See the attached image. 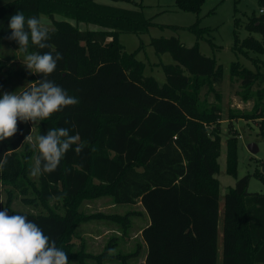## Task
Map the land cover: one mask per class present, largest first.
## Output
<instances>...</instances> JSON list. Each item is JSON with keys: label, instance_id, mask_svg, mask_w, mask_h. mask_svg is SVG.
<instances>
[{"label": "trees", "instance_id": "1", "mask_svg": "<svg viewBox=\"0 0 264 264\" xmlns=\"http://www.w3.org/2000/svg\"><path fill=\"white\" fill-rule=\"evenodd\" d=\"M203 1L174 0V6L197 13ZM258 2L264 5V0ZM136 5L129 8L97 0H0L1 52L2 41L11 35L12 15L20 12L26 19L47 16L52 47L39 49L29 40L28 53L60 52L63 59L47 79L79 100L44 121H18L16 135L0 142V162L6 161L0 168V210L26 215L37 223L67 253L70 264H88V259L94 264L105 260L128 264L127 258L140 254V244L132 253H113L110 243L93 254L77 248L72 238L78 225L90 221L113 223L125 234L130 217L142 211L148 221L140 233L144 264H264V192L247 188L251 176L264 184V163L227 189L220 215L216 173L221 108L203 103L200 91L206 88L218 96L222 64L201 53L196 43L186 46L173 35L153 37L149 44L155 54L169 53L173 61L160 63L166 80L159 84L143 73L145 64L136 58L139 49L127 52L118 41L120 32L138 34L157 25L187 28L215 46L203 36L208 29L198 26V17L184 27L155 24L144 16L142 4ZM55 13L99 27L81 29L64 18L56 19ZM234 23L236 28L237 21ZM244 27L248 35L242 39L233 29L232 50L244 55L249 50L264 52V13H252ZM13 43L18 52L0 57V97L13 81L17 88L12 93L19 94L43 79L26 69V53ZM250 58L256 71L238 61L229 65L231 75L241 82L244 98L251 96L253 84L264 85V72L259 71L264 60ZM239 116L257 121L258 132L264 135L263 102H257L253 112ZM59 127L68 128L70 135L79 134L86 147L77 155L76 145L71 146L55 172L32 177L38 150L25 137L33 129L36 138ZM233 136L226 140L225 153V171L231 175L237 165V139ZM100 197H109L113 204L137 203L142 210L124 214L82 210L83 201ZM17 199L28 208L15 209ZM115 239L111 237L109 242Z\"/></svg>", "mask_w": 264, "mask_h": 264}, {"label": "rangeland", "instance_id": "2", "mask_svg": "<svg viewBox=\"0 0 264 264\" xmlns=\"http://www.w3.org/2000/svg\"><path fill=\"white\" fill-rule=\"evenodd\" d=\"M97 1L129 8H133L135 6L137 7L136 4L141 3L144 16L151 17L153 23L155 24H170L184 27L193 24L198 17V26L208 29L203 33V36L205 38H209L215 46L210 45V43L204 38H197L195 33L187 28H160L157 25H151L147 31L138 34L120 32L118 34V41L124 45L127 52L134 51L137 48L139 49L136 53V58L145 64L143 73L145 75L153 76L159 84L164 83L166 80L161 64L173 61L169 53H163L160 55L155 54L153 46L149 44L150 39L153 37H168L173 35L178 37L179 40L186 46H191L196 43L201 53L207 56H214L218 63L222 64L221 81L220 84L216 86L219 93L218 96L213 94V92H208L206 88H202L200 91V99L203 103L218 104L221 108V120L219 122L221 138L220 154L217 158L219 171L216 173V177L219 182V205L221 215L222 199L227 189L234 185L237 178L247 173H252L256 167H262V163H264V135L259 134L257 121L252 120V118L239 116L240 113L253 112L257 102L261 101L264 103V93L258 94L261 89L264 90V85L258 86L253 84L250 87V91L252 93L251 96L244 98V89L241 82L237 76L231 75L229 68L231 62L238 61L242 66L256 71V67L250 57L258 60H264V52L259 53L249 50L247 51V55H244L242 53H235L231 48L234 39V22L237 21L235 29L238 37L242 39L248 35V32L244 27L248 21V17L252 13L258 14L259 8L264 7V5L260 6L258 0H204L200 6V10L195 13L176 9L174 6V0H132L133 2H128L126 0ZM54 16L56 19L64 18L63 15L58 13H55ZM39 19L46 22L47 25L51 24L50 20L45 15H41ZM64 19L76 24L81 29H97L99 27L98 25L90 22H75L67 17ZM254 36L258 37V35ZM1 49L2 52L0 50V57H2L1 54L8 56L11 55L13 51L18 52V48L14 45L13 41L10 40L2 41ZM259 68V71L264 72V67L260 66ZM16 88L17 82L13 81L3 88L2 95L5 92L11 94L14 90H16ZM231 134L234 135L233 138L237 139V165L235 175L228 174L225 171L226 140L232 137ZM31 137L32 140H28L29 145H33L34 143V129ZM250 142L256 143L258 147L257 152L251 153L248 150L247 145ZM33 166L34 163H32V167ZM247 188L249 191L264 192V184L254 176L250 177ZM103 198L105 197L90 201H83L81 206L82 210L86 212L103 211L108 213L114 212L124 214L133 210V208L136 210L140 209L139 204H135L134 206L131 204H116L115 206H109L105 201H103ZM13 207L20 210L28 208L18 199L13 202ZM132 219L133 227L132 229L129 228L131 232H136L137 229L139 230L145 225V219L141 216H136ZM99 223L93 221L88 224V222H86L77 227L78 235H83V233H100L104 231L105 228H107V230L111 229L102 238L96 240V244L98 245H94L92 249L94 252H99L101 244L104 243L105 245L110 237L115 236L118 238L117 235H119L116 231H112L113 228L114 230L117 229L115 224H110L108 222ZM85 237V241H87L88 238L90 239V236L86 234ZM136 240H139L138 236L132 237V239L128 240L125 245L128 246L127 248H130L131 243H134ZM138 261L132 264H139ZM88 264H91V262L88 261Z\"/></svg>", "mask_w": 264, "mask_h": 264}, {"label": "clouds", "instance_id": "3", "mask_svg": "<svg viewBox=\"0 0 264 264\" xmlns=\"http://www.w3.org/2000/svg\"><path fill=\"white\" fill-rule=\"evenodd\" d=\"M8 28L11 35L6 38L15 41L19 50L26 53L23 65L30 73L41 74L38 84L17 94L5 92L0 97V142L12 138L18 132V121L37 122L50 118L67 106L79 103L65 89L47 79L63 59L60 52L43 54L28 53L29 40L39 49L51 48L50 28L37 17L25 18L16 12L10 18ZM25 139L31 141L32 137ZM76 145L79 155L86 144L80 142L79 134L70 135L68 128L49 129L46 134L35 138L33 147L38 150L30 175L38 177L57 170L62 158ZM6 161L0 162V168ZM0 264H70L67 253L56 246L44 230L26 215H9L8 210H0Z\"/></svg>", "mask_w": 264, "mask_h": 264}, {"label": "crops", "instance_id": "4", "mask_svg": "<svg viewBox=\"0 0 264 264\" xmlns=\"http://www.w3.org/2000/svg\"><path fill=\"white\" fill-rule=\"evenodd\" d=\"M101 198V197H100ZM100 200V199H99ZM103 201H105L106 202V204L107 205H109V206H115L116 204H113L112 203V201H111V199L109 198V197H105V198H103ZM137 204V203H136ZM135 205V204H134ZM134 205H132V206H134ZM133 210H136L135 208H133ZM137 210H142V208L140 207V209H137ZM112 213V212H111ZM136 216H141V217H143V219H145V224L148 222L147 221V218H146V216H145V214L143 213V211H142V213H141V215L139 214V215H132L131 217H130V223L131 224H129L130 225V227L129 228H131L132 229V227H133V223H132V218H134V217H136ZM91 222H93V221H90V222H88V224L89 223H91ZM95 222H100V223H102V222H106V221H95ZM99 223V224H100ZM79 226V225H78ZM77 226V227H78ZM143 227V226H142ZM142 227L138 230H136V232H131V230H129V228H128V230H127V232L125 233V234H122L121 235V233L120 232H118L117 230H114V228L112 229V231H116L119 235H117V237L118 238H116L115 236H113V237H115L116 239L115 240H113L112 242H109V239L111 238H109L108 240H107V243L104 245V243L103 244H101V249L99 250V252L98 251H93L92 249H93V247H94V245H98V244H96V240H98L99 238H102L105 234H107L110 230H107V228H105V230L104 231H102V232H96V233H94V234H91V233H83V235H78V233H77V229H76V234H75V236L72 238V241H73V243L75 244V246L77 247V248H83L86 252H89V253H93V254H97V253H100V252H102L103 250H104V248L108 245V244H112V252L114 253L115 251L116 252H121V253H132L133 251H134V249L136 248V245L137 244H140L141 245V252H140V254L138 255V256H130L129 258H127V261H128V264H132V263H134V262H137L138 260V263L139 264H144V254H145V245L142 243V239H141V236H140V233H141V229H142ZM85 234L86 235H88V236H90V239L88 238L87 239V241H85V239H86V237H85ZM121 235V236H120ZM133 235V236H132ZM138 236V238H139V240H136V241H134V243H131V245H130V248H127L128 246H126L125 244H126V242H128V240H131L132 239V237H137ZM112 237V238H113ZM101 241V240H100ZM116 248V249H115ZM124 248H126V249H124ZM88 261H90L91 262V264H92V262H93V264H94V260H92V259H88ZM75 263V262H74ZM73 263V264H74ZM76 264V263H75ZM103 264H118L117 262H115V261H111V260H105V261H103Z\"/></svg>", "mask_w": 264, "mask_h": 264}, {"label": "water", "instance_id": "5", "mask_svg": "<svg viewBox=\"0 0 264 264\" xmlns=\"http://www.w3.org/2000/svg\"><path fill=\"white\" fill-rule=\"evenodd\" d=\"M247 148H248V150H249L251 153H255V152L258 151V147H257L256 143H254V142H250V143H248Z\"/></svg>", "mask_w": 264, "mask_h": 264}, {"label": "built area", "instance_id": "6", "mask_svg": "<svg viewBox=\"0 0 264 264\" xmlns=\"http://www.w3.org/2000/svg\"><path fill=\"white\" fill-rule=\"evenodd\" d=\"M259 12H260V13H264V7L260 8V9H259Z\"/></svg>", "mask_w": 264, "mask_h": 264}, {"label": "bare ground", "instance_id": "7", "mask_svg": "<svg viewBox=\"0 0 264 264\" xmlns=\"http://www.w3.org/2000/svg\"><path fill=\"white\" fill-rule=\"evenodd\" d=\"M260 8H262V7H260ZM260 8H259V9H260ZM259 13H260V12H259Z\"/></svg>", "mask_w": 264, "mask_h": 264}]
</instances>
